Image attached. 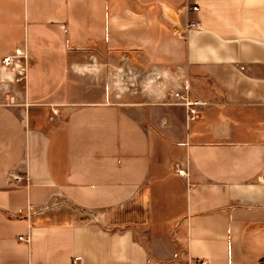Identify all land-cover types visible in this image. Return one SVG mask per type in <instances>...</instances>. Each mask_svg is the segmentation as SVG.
I'll use <instances>...</instances> for the list:
<instances>
[{
  "label": "crops",
  "instance_id": "obj_1",
  "mask_svg": "<svg viewBox=\"0 0 264 264\" xmlns=\"http://www.w3.org/2000/svg\"><path fill=\"white\" fill-rule=\"evenodd\" d=\"M263 175L264 0H0V264H264Z\"/></svg>",
  "mask_w": 264,
  "mask_h": 264
},
{
  "label": "built area",
  "instance_id": "obj_2",
  "mask_svg": "<svg viewBox=\"0 0 264 264\" xmlns=\"http://www.w3.org/2000/svg\"><path fill=\"white\" fill-rule=\"evenodd\" d=\"M194 10H198V6L193 7ZM190 27H194V23L189 24ZM1 65L4 69H11L15 75V78L13 79L14 82L23 81L25 83L28 78V55L26 52L17 51L13 55H8L2 58ZM189 88H187L186 92H176L175 98L177 99V103L183 105L187 112L188 116L191 119L199 117L200 114V108L205 106L207 103L205 101H202L198 98H193L189 94ZM6 99L11 100V102H14L15 97L12 96H6ZM178 173L180 175H187V170L185 169H179ZM22 179L21 176H14V181H20ZM262 181L264 182V175L262 177ZM21 240L29 241V237H20Z\"/></svg>",
  "mask_w": 264,
  "mask_h": 264
},
{
  "label": "rangeland",
  "instance_id": "obj_3",
  "mask_svg": "<svg viewBox=\"0 0 264 264\" xmlns=\"http://www.w3.org/2000/svg\"><path fill=\"white\" fill-rule=\"evenodd\" d=\"M105 57H108L107 54H106ZM122 57H123L122 55H118V54L116 55V58L122 59ZM3 71L5 72L4 75L7 76V78H5V81L7 83L10 81L15 86L17 85L16 86V90L18 92H21L24 89V86H25L26 82L25 83H23V81L14 82L13 79L15 78V75H14L13 71L10 68L9 69H4ZM9 75H10V77H9ZM3 91H5V93L7 94V95L5 94L4 97H3V101L4 102L10 103V104H15V103L18 102V100H17V94L13 93L11 90H8V89H4ZM12 95H14V97H15L14 102H11V100L6 99V96H12Z\"/></svg>",
  "mask_w": 264,
  "mask_h": 264
}]
</instances>
